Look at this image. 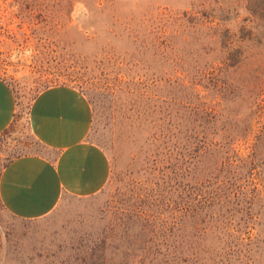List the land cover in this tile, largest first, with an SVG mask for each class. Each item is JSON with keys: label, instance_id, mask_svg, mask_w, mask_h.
<instances>
[{"label": "rangeland", "instance_id": "1", "mask_svg": "<svg viewBox=\"0 0 264 264\" xmlns=\"http://www.w3.org/2000/svg\"><path fill=\"white\" fill-rule=\"evenodd\" d=\"M0 78L18 99L0 175L46 153L29 113L57 85L87 97L112 165L43 219L0 202V264L131 263L139 246L264 264V0H0Z\"/></svg>", "mask_w": 264, "mask_h": 264}, {"label": "crops", "instance_id": "2", "mask_svg": "<svg viewBox=\"0 0 264 264\" xmlns=\"http://www.w3.org/2000/svg\"><path fill=\"white\" fill-rule=\"evenodd\" d=\"M18 99L0 78V136L14 125ZM35 140L46 153L12 159L0 175V202L12 217L36 221L51 215L66 198H88L108 185L112 165L91 142L94 111L87 97L70 85L40 92L29 113Z\"/></svg>", "mask_w": 264, "mask_h": 264}, {"label": "trees", "instance_id": "3", "mask_svg": "<svg viewBox=\"0 0 264 264\" xmlns=\"http://www.w3.org/2000/svg\"><path fill=\"white\" fill-rule=\"evenodd\" d=\"M154 239H156L155 235ZM170 251L171 249H168L167 254H163L162 250H160V248L158 247L139 246L137 249L133 250V253H135V255L133 256L131 263H128L127 259H122L118 264H170L166 260H161L162 257L167 258L165 256H168V254H170Z\"/></svg>", "mask_w": 264, "mask_h": 264}]
</instances>
